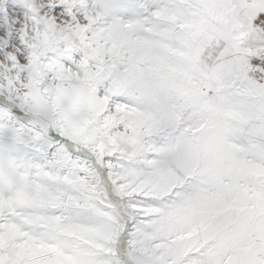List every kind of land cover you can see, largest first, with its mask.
Segmentation results:
<instances>
[{
    "label": "snow or ice",
    "instance_id": "1",
    "mask_svg": "<svg viewBox=\"0 0 264 264\" xmlns=\"http://www.w3.org/2000/svg\"><path fill=\"white\" fill-rule=\"evenodd\" d=\"M0 264H264V0H0Z\"/></svg>",
    "mask_w": 264,
    "mask_h": 264
}]
</instances>
